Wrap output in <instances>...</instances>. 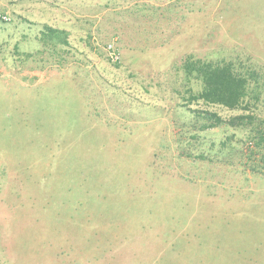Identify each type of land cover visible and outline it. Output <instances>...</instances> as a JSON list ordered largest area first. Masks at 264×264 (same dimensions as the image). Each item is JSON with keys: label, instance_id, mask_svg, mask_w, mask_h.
Listing matches in <instances>:
<instances>
[{"label": "rangeland", "instance_id": "1", "mask_svg": "<svg viewBox=\"0 0 264 264\" xmlns=\"http://www.w3.org/2000/svg\"><path fill=\"white\" fill-rule=\"evenodd\" d=\"M188 55L263 74L264 0H0V264H264V93Z\"/></svg>", "mask_w": 264, "mask_h": 264}, {"label": "trees", "instance_id": "2", "mask_svg": "<svg viewBox=\"0 0 264 264\" xmlns=\"http://www.w3.org/2000/svg\"><path fill=\"white\" fill-rule=\"evenodd\" d=\"M60 32L62 31L49 25H44L41 30L42 35L48 38L58 36ZM240 62L224 59L220 61L202 60L188 55L182 67L187 75H193L201 83L200 90L190 95V98L202 100L209 105H219L229 110H249L250 105L260 101L264 93V81L261 82L264 73ZM200 118L203 120L200 124L201 129H206L223 123L232 127L251 125L256 116L250 113H238L224 118L215 111L205 110L200 114ZM258 140L256 145L263 142L261 140H264V133L259 136Z\"/></svg>", "mask_w": 264, "mask_h": 264}, {"label": "built area", "instance_id": "3", "mask_svg": "<svg viewBox=\"0 0 264 264\" xmlns=\"http://www.w3.org/2000/svg\"><path fill=\"white\" fill-rule=\"evenodd\" d=\"M1 18H3V19H6V17H5V16H3V15L1 16Z\"/></svg>", "mask_w": 264, "mask_h": 264}]
</instances>
